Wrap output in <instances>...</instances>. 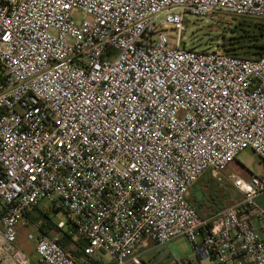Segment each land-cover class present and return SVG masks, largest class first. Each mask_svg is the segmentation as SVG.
<instances>
[{
    "label": "built area",
    "instance_id": "built-area-1",
    "mask_svg": "<svg viewBox=\"0 0 264 264\" xmlns=\"http://www.w3.org/2000/svg\"><path fill=\"white\" fill-rule=\"evenodd\" d=\"M219 13L264 21V0H0V264H30L17 227L43 201L65 219L27 236L38 264H141L182 237L264 264V169L228 176L239 197L208 218L189 200L244 150L264 163V52L182 43Z\"/></svg>",
    "mask_w": 264,
    "mask_h": 264
},
{
    "label": "rangeland",
    "instance_id": "rangeland-1",
    "mask_svg": "<svg viewBox=\"0 0 264 264\" xmlns=\"http://www.w3.org/2000/svg\"><path fill=\"white\" fill-rule=\"evenodd\" d=\"M75 17L79 18V16ZM189 20L188 23H185V32L181 37L186 48L215 50L226 55L255 58L254 54L260 50L259 48H247L249 43H246L247 39L263 35V39L261 38L260 42L256 44L264 43V21L262 20L247 21L226 13H219L210 18L197 20L190 18ZM262 169H264V163L252 151L244 150L238 155L236 161L223 169L220 175L208 172L199 179L196 184L197 190L192 188L189 193V200L193 203L191 200L193 197L198 199L199 205L196 210L199 216L202 219L208 218L218 210L232 204L239 197L237 191L228 181V176H239L248 180L251 175H259ZM218 178L220 179L218 180ZM256 203L264 209V193L258 196ZM43 206H47L44 201L40 204V208L36 207L28 211L36 220L34 223L36 228L29 226L30 231L28 232L26 226H22V228L18 226L17 232L19 231L20 239L26 238L28 233L33 235L39 233L37 227L40 225H47L48 222L56 224L65 219L61 212L57 216L53 212L41 213ZM136 253L139 255L141 264H212L206 259L198 260L189 241L184 237L165 246L147 242L137 247ZM26 255L30 260L29 255ZM102 261L107 262L109 259L104 256ZM30 264H32L31 260Z\"/></svg>",
    "mask_w": 264,
    "mask_h": 264
},
{
    "label": "crops",
    "instance_id": "crops-1",
    "mask_svg": "<svg viewBox=\"0 0 264 264\" xmlns=\"http://www.w3.org/2000/svg\"><path fill=\"white\" fill-rule=\"evenodd\" d=\"M196 184H198L197 182L193 185V187L192 188H196ZM191 188V189H192ZM198 188V187H197ZM197 188H196V190H197ZM191 191V190H190ZM191 200H193L192 202V204H193V206L195 207V208H197L198 207V205H199V201H198V199H196L195 197H193V199H191ZM257 204V203H256ZM258 205V204H257ZM259 206V205H258ZM259 207H261V206H259ZM262 208V207H261ZM263 209V208H262ZM198 212V211H197ZM28 215H29V217L28 218H24V223L23 224H20V225H18L20 228H22V226H26L25 228L28 230V232L30 231L29 229H28V227L29 226H32V227H35V224H34V222H32L33 220H35V218H33V216L32 215H30V213H28ZM31 219H32V221H31ZM36 228V227H35ZM34 228V230L36 231V229ZM38 230H39V227L37 228ZM39 233L40 234H42L43 232H41L40 230H39ZM39 233H36L35 234V236L36 235H38ZM30 233H28V235H29ZM27 235V236H28ZM16 242H17V244H16V247L19 249V250H21V251H23V252H25L26 254H28L29 255V257H30V260H31V262H32V264H38V262H37V258H36V254H35V243L33 242V241H30V240H28V238L26 237V238H24V237H22L21 239H20V237H19V231L17 232V240H16ZM61 242L65 245V247L66 248H69L70 247V243L67 241V239H65V238H61ZM198 260H202V259H198ZM7 264H12V262H7ZM201 264V263H200Z\"/></svg>",
    "mask_w": 264,
    "mask_h": 264
},
{
    "label": "trees",
    "instance_id": "trees-1",
    "mask_svg": "<svg viewBox=\"0 0 264 264\" xmlns=\"http://www.w3.org/2000/svg\"><path fill=\"white\" fill-rule=\"evenodd\" d=\"M242 19H244V18H242ZM244 20H247V21H256V20H254V19H244ZM263 39V35H258L257 37H249L248 39H247V41H246V43H248V45H247V48H259V50L260 51H258L257 53H255L254 54V56H255V58L256 57H258V56H260L263 52H264V43L263 44H261V45H257L256 43L257 42H260V39ZM243 47H245V46H243ZM263 50V51H262ZM234 56V55H233ZM240 57V56H239ZM242 58H246V57H242ZM41 213H43V212H41ZM44 214V213H43ZM42 214V215H43ZM25 218H28L29 217V215H28V212L25 214V216H24ZM30 218V217H29ZM31 221H32V219H31ZM32 222H36V220H33ZM54 228V225H53V223H51V222H48V224L47 225H41L40 227H39V230L41 231V232H43L42 234H48L49 233V231L50 230H52ZM62 238H65V239H67V241L70 243V239H69V237L67 236V235H63L62 236ZM60 244L64 247V248H66L65 247V245L61 242V240H60Z\"/></svg>",
    "mask_w": 264,
    "mask_h": 264
}]
</instances>
